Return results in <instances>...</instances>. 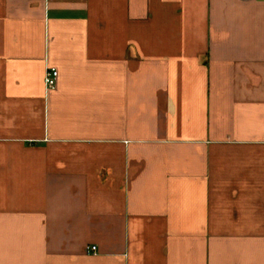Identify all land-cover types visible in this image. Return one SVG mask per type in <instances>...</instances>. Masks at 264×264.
<instances>
[{"label": "crops", "instance_id": "obj_1", "mask_svg": "<svg viewBox=\"0 0 264 264\" xmlns=\"http://www.w3.org/2000/svg\"><path fill=\"white\" fill-rule=\"evenodd\" d=\"M0 264H264V0H0Z\"/></svg>", "mask_w": 264, "mask_h": 264}, {"label": "built area", "instance_id": "obj_2", "mask_svg": "<svg viewBox=\"0 0 264 264\" xmlns=\"http://www.w3.org/2000/svg\"><path fill=\"white\" fill-rule=\"evenodd\" d=\"M58 71L55 68H49L45 75V86L48 91L55 90L57 86V80H58ZM91 251V250H90ZM93 253H95V249H92Z\"/></svg>", "mask_w": 264, "mask_h": 264}]
</instances>
